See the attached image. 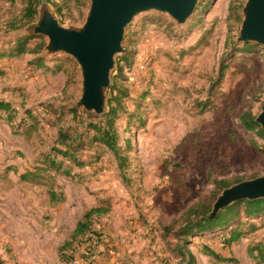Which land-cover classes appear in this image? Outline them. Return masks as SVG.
Segmentation results:
<instances>
[{"label":"rangeland","instance_id":"374dc122","mask_svg":"<svg viewBox=\"0 0 264 264\" xmlns=\"http://www.w3.org/2000/svg\"><path fill=\"white\" fill-rule=\"evenodd\" d=\"M246 1L199 0L181 24L155 9L136 14L115 57L105 116L96 119L77 104L76 58L46 51L49 38L21 32L27 25L10 30L27 3L0 0V100L15 108L11 122L0 111V264H62L60 247L93 207L107 210L90 221L102 236L93 256L118 255L120 264H260L251 249L264 247V215L247 218L244 207L240 228L248 233L232 245L229 226L190 237V260L171 250L183 244L176 234L182 214L198 203L212 209L217 181L264 175V138L240 119L246 109L257 117L264 105V45L238 41ZM46 2L65 27H82L91 3ZM31 35L38 36L31 47L45 43L41 52L10 53L19 36ZM120 93L115 154L93 139L89 123L104 122L108 99ZM60 129L81 136L75 154L84 165L54 153L63 148ZM27 171L35 175L22 178ZM204 245L227 260L203 254Z\"/></svg>","mask_w":264,"mask_h":264},{"label":"water","instance_id":"95a60500","mask_svg":"<svg viewBox=\"0 0 264 264\" xmlns=\"http://www.w3.org/2000/svg\"><path fill=\"white\" fill-rule=\"evenodd\" d=\"M86 22L82 27L60 25L47 5L38 0V19L21 32L43 34L49 38L46 51H65L76 58L82 73V97L77 104L96 119L105 116L106 90L111 84L115 57L124 48L125 30L142 11L168 12L179 24L194 11L199 0H90ZM238 41H255L264 45V0H247ZM264 129V105L255 118ZM264 198V175L246 179L223 188L207 217H214L236 201Z\"/></svg>","mask_w":264,"mask_h":264},{"label":"trees","instance_id":"16d2710c","mask_svg":"<svg viewBox=\"0 0 264 264\" xmlns=\"http://www.w3.org/2000/svg\"><path fill=\"white\" fill-rule=\"evenodd\" d=\"M10 2H14V0H6ZM26 6L24 9V14L19 19L11 20L8 24V28L10 30L18 29L28 25L37 19V4L38 0H26ZM38 36H19L15 46L10 51L12 54H24V53H39L42 51L45 43H37L34 47L30 46V41ZM251 45V44H247ZM1 55V54H0ZM121 72V68L119 69V73ZM224 75V69L220 72V77L222 78ZM263 89V88H261ZM123 97V93L120 94H112V97L108 99L109 110L107 112V118L104 122L97 123H89V127L95 131V135L93 137L94 140L101 142L106 147L114 151L115 154H118V132L115 126V120L118 116L119 105L121 104V99ZM116 102V105H114ZM0 111H5L8 113V120L13 121L14 115L11 112L15 111V108L9 101L0 100ZM256 115L251 111V109H246L240 119L242 124L249 131L255 132L259 137L264 138V130L261 128L260 124L255 120ZM36 127V126H35ZM58 139L63 145L61 147H53L52 150L56 155H61L62 157L75 160L77 164L84 165V161L81 160L75 152L81 148L83 145V140L81 136H74L67 133L65 130L60 129L58 131ZM256 147L259 145L254 142ZM48 168L55 169L57 171L60 170L61 165L56 161L55 158H48ZM65 174L69 175L70 170L66 169L64 171ZM35 175L34 171H27L24 174H21L22 178H28V176ZM242 179H237L236 181H240ZM233 182H229L226 179H222L216 182L218 191L215 192L213 196V201L217 197V193L220 192L224 187L231 185ZM241 207H244V212L246 213L247 218H256L264 215V198L256 199V200H248L243 199L236 201L230 206H227L220 210L214 217H207V214L210 212L211 205L202 203V204H193L191 205L183 214L182 221L183 224L179 226L176 230V234L179 235L182 239L183 244L179 241L174 244V248L171 250L177 253V256L180 260L184 258L192 259L193 253L191 249L188 248V244L190 242V237L206 234L208 232H214L216 229L220 228H230V233L228 239H226V243L228 245H232L234 242L240 240L242 237L246 236L248 231H245L240 228L243 225V219L241 218ZM107 212L103 207H93L86 211L83 218L78 221L74 233L73 239L71 241H66L60 247V255L62 259V264H70V261L73 257V251L76 249L77 245L84 240L85 238H90L91 233H97V231H93L91 229L92 216L95 214H102ZM237 225V227H235ZM250 225L252 226L250 231H256L259 226H257L253 221H251ZM81 240V241H80ZM252 251L257 250V258L259 259L260 264H264V247L261 243L255 245ZM202 253L208 256H213L215 258L221 260H227L226 257L220 255L215 249L210 247L209 245H204L202 248ZM186 261V262H189ZM189 264V263H188Z\"/></svg>","mask_w":264,"mask_h":264},{"label":"built area","instance_id":"2783aa9c","mask_svg":"<svg viewBox=\"0 0 264 264\" xmlns=\"http://www.w3.org/2000/svg\"><path fill=\"white\" fill-rule=\"evenodd\" d=\"M102 236L98 233H91L90 238L82 240L73 251V257L70 264H86L93 256L92 246L98 245Z\"/></svg>","mask_w":264,"mask_h":264},{"label":"crops","instance_id":"0c3cea01","mask_svg":"<svg viewBox=\"0 0 264 264\" xmlns=\"http://www.w3.org/2000/svg\"><path fill=\"white\" fill-rule=\"evenodd\" d=\"M120 263L121 262L119 261L118 255H111L110 257L104 258L101 255L96 254L92 256V259L86 264H120Z\"/></svg>","mask_w":264,"mask_h":264}]
</instances>
